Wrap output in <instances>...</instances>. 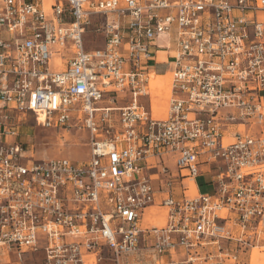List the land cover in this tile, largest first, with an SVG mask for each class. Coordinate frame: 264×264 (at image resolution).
<instances>
[{
	"label": "built area",
	"instance_id": "obj_1",
	"mask_svg": "<svg viewBox=\"0 0 264 264\" xmlns=\"http://www.w3.org/2000/svg\"><path fill=\"white\" fill-rule=\"evenodd\" d=\"M162 37L165 117L139 101ZM28 116L86 129L88 158L32 160ZM154 205L164 223L143 225ZM254 248L264 264V0H0V264H255Z\"/></svg>",
	"mask_w": 264,
	"mask_h": 264
},
{
	"label": "rangeland",
	"instance_id": "obj_2",
	"mask_svg": "<svg viewBox=\"0 0 264 264\" xmlns=\"http://www.w3.org/2000/svg\"><path fill=\"white\" fill-rule=\"evenodd\" d=\"M94 27V23L92 22L89 28L86 30L85 46L88 50L100 48L102 46V37L95 32ZM52 59H54L53 56ZM109 99L110 97L107 94H104L102 101L106 102L109 101ZM117 100L118 101L113 103H108V105L116 107L126 104V99L118 98ZM105 102L103 104H105ZM226 112L236 114V110H228ZM113 113H116V111H113ZM18 124V139L26 144V154L32 160L53 157H68L74 161H83L88 158V142L90 135L86 129H82L81 131L74 129L65 131L56 127L43 128L37 124L36 120L32 116H28L24 120L21 119ZM243 130H245L247 133L255 134L257 132V127L246 124L244 129H239L241 132ZM207 181H209L207 176L199 178V183L201 184L200 189L202 192L212 193V185L204 184ZM145 215L149 219L145 221L143 219V221L145 223H151L148 224V226H151L152 224L161 225L163 223L162 210L147 209L145 211L144 218L146 217ZM38 254L40 255V253ZM33 263L34 261L31 260L30 256L26 255L23 264Z\"/></svg>",
	"mask_w": 264,
	"mask_h": 264
},
{
	"label": "crops",
	"instance_id": "obj_3",
	"mask_svg": "<svg viewBox=\"0 0 264 264\" xmlns=\"http://www.w3.org/2000/svg\"><path fill=\"white\" fill-rule=\"evenodd\" d=\"M157 43H158L159 48L155 49L153 52L154 58L152 59V61L150 63L149 72H150V74L155 72L161 78V81L163 84L162 88H163L164 92L167 94L168 91L166 90V87L168 84L169 75L171 77L172 70H173V64L171 62H168V58H171L173 56L176 46L173 43L172 39L170 38V40H168L167 37H162V38L158 39ZM167 44L169 47L166 48ZM50 64H51L52 68L57 69V70L60 69V62L59 61L52 60L50 62ZM168 73H169V75H168ZM159 92H162V91L152 92V93H150V95H151L150 97H141V98H139V101L142 104H144L146 107H148V108L150 107L154 115L162 117L164 114V109H163V107H161L160 102H159L160 101L159 100L160 97L158 96ZM116 101H118V100H116ZM123 101H125V100H123ZM126 101H127V99H126ZM104 102L101 100L100 102H98L97 106L98 107L110 106V105H108L109 101H106L105 104H103ZM116 107H120V106H116ZM115 114L116 113H113L114 116H115ZM18 133H19V127H18ZM162 159H163L164 164L168 168H171L172 170L175 168L172 155H170V154L163 155ZM157 162H158L157 158L148 159L144 163V168H157V165H156ZM146 172H149V169H146ZM199 178H201V177H199ZM199 178L197 179V182H196L198 184L197 191L202 192L200 189L201 184L199 183ZM153 183L156 186V188H158V185L160 186V183L157 181H154ZM179 185H180L179 182L175 181V194H180L181 188L179 187ZM161 197H162V194H160V193L157 194V199H159ZM147 209L148 210H150V209L151 210L152 209L162 210L163 211V223H164L165 209L160 207L159 205H154V206H150L144 210L143 216H142V224L143 225L151 224L149 222L145 223L143 221L144 214H145V211ZM152 225H154V224H152ZM2 262H5V261L3 260ZM4 264H7V263H4Z\"/></svg>",
	"mask_w": 264,
	"mask_h": 264
},
{
	"label": "bare ground",
	"instance_id": "obj_4",
	"mask_svg": "<svg viewBox=\"0 0 264 264\" xmlns=\"http://www.w3.org/2000/svg\"><path fill=\"white\" fill-rule=\"evenodd\" d=\"M169 75V73H168ZM168 77V76H167ZM163 84L161 81V78L154 72L151 73L149 75V88H150V92H155V91H162L158 93V96L160 97V105L161 107H163L164 109V114L162 117L166 116V111H167V106H168V99L170 98L171 95V77L169 75V80H168V84L166 87V90L168 91V93L166 94L163 90ZM165 87V86H164ZM146 216V215H145ZM149 218H147V216L144 218L145 220H148ZM259 257H261L258 254V248H254L252 251V255H251V260L253 263L255 264H262V260L259 261Z\"/></svg>",
	"mask_w": 264,
	"mask_h": 264
}]
</instances>
